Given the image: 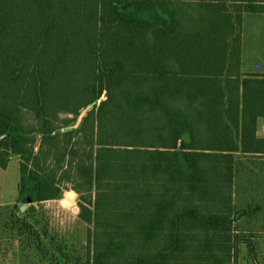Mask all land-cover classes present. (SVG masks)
<instances>
[{"label":"trees","instance_id":"trees-1","mask_svg":"<svg viewBox=\"0 0 264 264\" xmlns=\"http://www.w3.org/2000/svg\"><path fill=\"white\" fill-rule=\"evenodd\" d=\"M245 15L264 0H0V168L20 158L19 229L36 211L20 203L71 183L87 264L255 258L235 229L256 210L235 206L242 160L264 157Z\"/></svg>","mask_w":264,"mask_h":264},{"label":"rangeland","instance_id":"rangeland-1","mask_svg":"<svg viewBox=\"0 0 264 264\" xmlns=\"http://www.w3.org/2000/svg\"><path fill=\"white\" fill-rule=\"evenodd\" d=\"M260 56L264 58V53ZM252 64H259V60ZM90 110L82 113L76 126ZM259 134L264 137V119L259 122ZM242 163L234 193L235 206L237 212L251 206L256 210L251 215L238 217L235 229L253 234L256 253L255 258L251 257L243 246L239 264H264V157H250ZM19 164L20 158L13 157L8 170L0 168V205L3 206L0 208V264H87L92 247L90 226L78 218L79 197L71 190V183L64 185L67 190L62 200L31 203L26 210L36 208L29 218L35 229H19L16 224L19 213L12 210L18 202L10 204L18 196ZM71 194L75 195L71 198ZM66 201L70 204H65ZM39 237L43 246H39Z\"/></svg>","mask_w":264,"mask_h":264},{"label":"crops","instance_id":"crops-1","mask_svg":"<svg viewBox=\"0 0 264 264\" xmlns=\"http://www.w3.org/2000/svg\"><path fill=\"white\" fill-rule=\"evenodd\" d=\"M264 53V15H245L243 30L242 68L245 73L264 75V60L260 54ZM259 64H252L258 61ZM262 120V119H260ZM259 120V122H260ZM258 135L259 127H258ZM264 138V137H262ZM9 166V165H8ZM8 170V168L6 169ZM17 200H13V205ZM3 207L0 205V208Z\"/></svg>","mask_w":264,"mask_h":264},{"label":"water","instance_id":"water-1","mask_svg":"<svg viewBox=\"0 0 264 264\" xmlns=\"http://www.w3.org/2000/svg\"><path fill=\"white\" fill-rule=\"evenodd\" d=\"M103 99H101L100 101H99V103H101V101H102ZM7 137H9V134H7V135H4V136H1L0 137V141L1 140H3L4 138H7ZM73 195H75V194H71V198L73 197ZM31 203H33V199L32 198H27L26 199V201H25V204L22 206V208H21V210H22V212H25V210L29 207V205L31 204ZM65 204H70V201H66V202H64Z\"/></svg>","mask_w":264,"mask_h":264}]
</instances>
